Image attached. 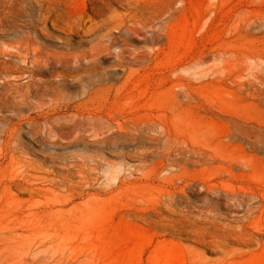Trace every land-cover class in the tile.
Here are the masks:
<instances>
[{"label": "rangeland", "instance_id": "374dc122", "mask_svg": "<svg viewBox=\"0 0 264 264\" xmlns=\"http://www.w3.org/2000/svg\"><path fill=\"white\" fill-rule=\"evenodd\" d=\"M15 125L78 183L11 189L0 264H264V0H0Z\"/></svg>", "mask_w": 264, "mask_h": 264}, {"label": "bare ground", "instance_id": "6f19581e", "mask_svg": "<svg viewBox=\"0 0 264 264\" xmlns=\"http://www.w3.org/2000/svg\"><path fill=\"white\" fill-rule=\"evenodd\" d=\"M130 1L133 2L134 0ZM63 25L65 29H73L70 22L65 21ZM99 107H103V104L100 103ZM100 111H102V108H100ZM1 131L3 136L0 137V258L4 256L8 247L9 230H12L16 223L14 219H17V223L20 224V217L17 215L14 218H8L11 214L14 215L11 210L12 206L9 202V195H11L12 188H16L20 192L23 189H27L30 190L31 193H35V191L37 193L39 190L28 188L25 185L29 183L30 179L49 180V184L54 187H56L55 183L59 181L68 192L62 195L58 194L54 188H47L48 196H44L41 202L64 206L75 198L76 191L74 188L78 183L69 179L68 168H63L60 174H55L58 177L42 175L39 172L40 170L38 171V169H35L36 166L33 160L29 158V153L32 151V154L36 155V152L30 145H27L21 140V133L19 132L18 126L15 125L13 128H4ZM31 135L36 136L37 133L32 131ZM45 139L46 137L41 136L39 141L44 142ZM79 173L82 177H85V172L82 167ZM38 180L31 182V184L38 183ZM81 192H79V194ZM15 207L18 211L19 207ZM74 207H79L78 209H80V211L87 212L89 211L90 205H88V202H84L83 204H76Z\"/></svg>", "mask_w": 264, "mask_h": 264}]
</instances>
